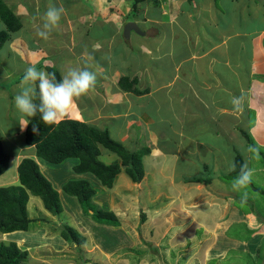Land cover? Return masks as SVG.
<instances>
[{
  "label": "crops",
  "instance_id": "1",
  "mask_svg": "<svg viewBox=\"0 0 264 264\" xmlns=\"http://www.w3.org/2000/svg\"><path fill=\"white\" fill-rule=\"evenodd\" d=\"M23 1L26 5L21 0H13L14 4L17 3L16 13L21 18L31 16L28 9H39L42 4L41 0ZM49 1L46 0V3ZM61 1L64 6L62 3L59 6L64 7L67 16L63 19L69 26L67 35L75 34L70 26H77L79 31L76 33L80 37L97 41L80 53L71 50L69 59L59 65L57 70L61 74L68 67L83 68L82 59L90 60L97 66L95 60L100 56L97 57L94 52L97 49H103L101 52L104 53L107 48L112 50L113 37L119 38L125 25L115 15L120 4L125 6L121 3L123 0H118L120 4L117 0ZM90 1L97 16L90 15L87 7L83 11L79 8L80 4ZM143 3L142 22L148 28L141 29L145 34L137 35L140 36L137 39L139 44L132 56H128V59L132 58V66H127L126 74L104 66L95 67L100 74L97 75L95 88L80 97L63 120H76L107 130L114 141L126 144L130 150L147 143L140 137L147 138L157 149L147 146L150 152L143 157L145 172L154 168L158 174L156 172L157 176H153L154 172L149 175L146 183L142 180L144 185L150 186L142 191L143 206L146 208L142 221L132 220L136 222V229L124 228L129 220L125 221L115 212L121 220L119 227L95 225L97 230L115 231L120 236L129 235L130 241L108 247L106 243H100L93 236L97 232L89 228L90 232L85 230H88L93 246L78 247L89 254L99 252L101 257L106 258V264H241L245 259L250 260L251 264H261L260 260L263 262L264 259L260 257L264 248L262 209L251 196H246L249 198L247 201L240 196L241 190L233 191L232 184L223 179V175L228 174L226 169L221 174L217 172L219 167L227 168L229 162L235 163L237 152L241 153L237 146L239 136L248 143L242 132L247 133L258 146L249 145L251 148L264 152V0H145ZM65 5L71 10L75 8L74 12L67 15ZM75 10L79 11L78 16ZM131 11L132 7L127 10L129 13ZM135 22L139 24L138 20ZM106 25L112 26L114 30L105 37L103 27ZM96 28L101 32L94 38L91 31ZM133 33L129 40L133 38ZM12 39L8 41L10 49L13 48ZM34 49L29 55L30 66L41 62L46 64L50 60L47 51L44 54ZM15 57L21 60L20 55ZM137 57L139 62L142 58V65L134 62ZM0 71V83L12 74L5 73L1 67ZM122 78L128 80L125 87L121 85ZM7 87L0 84L1 90L7 91ZM242 91L246 95L243 110L233 111L230 98L239 96ZM14 93L17 94V89ZM251 114H254L253 122ZM14 116L17 118L16 111ZM0 118L4 116L0 115ZM27 119L30 122L31 119ZM12 122L13 119L9 121ZM26 128L21 130L18 119L10 136L8 131L5 136H25ZM129 137L134 138L132 146L131 142L128 143ZM29 147L32 148L30 153L19 150L16 156H11L12 162L15 160V168L18 170L22 160L30 157L53 182L48 176L52 172L49 163L36 156L34 146ZM107 155H110L107 158L115 157L103 152L105 163ZM147 156L148 160H145ZM117 159L115 157L114 161ZM77 162H71L70 174H74L72 171ZM262 164L264 161L257 168L264 172ZM171 168L173 172L168 174ZM194 168L214 170L216 178L211 177L207 185L193 182V179L201 178L197 173H191V170H196ZM75 175L74 180L92 181L89 174ZM125 176L122 171L111 189L98 184L104 199L110 202V195L120 191L125 193L126 189L121 188L133 184ZM66 181L53 182L60 193ZM18 184L19 177L18 183L16 181ZM154 188L155 191L149 194L152 199L148 201L150 197L144 194ZM256 191L264 192V189ZM124 198L123 195L118 206H123ZM61 199L62 202L66 200L65 194H61ZM34 205L43 214V203L31 196L28 210ZM66 206L69 207L70 203ZM75 209L76 205L73 204L66 212L76 214ZM38 225L37 229H45L34 235L15 232L4 237L11 238L12 242L26 250L29 240L36 244L47 238L48 244V241L58 239L56 236L55 239L48 238L46 226ZM76 246L61 240L55 253H65ZM122 249L127 252H122ZM117 255L121 256L111 263Z\"/></svg>",
  "mask_w": 264,
  "mask_h": 264
},
{
  "label": "rangeland",
  "instance_id": "2",
  "mask_svg": "<svg viewBox=\"0 0 264 264\" xmlns=\"http://www.w3.org/2000/svg\"><path fill=\"white\" fill-rule=\"evenodd\" d=\"M129 1L130 0H128V1L123 0L121 2V3L125 4L124 7L122 6V4H120V1H118V0L116 1V2H118V4H120V6L122 8L119 6L120 9H117L118 14H115V15L117 16L119 21L123 22V24H125V25L121 31L120 37L119 38L113 37L112 41L114 44L112 46V50H108V48H107L106 52L104 53V52H101L103 49L101 51L99 49H97V51L94 52L95 55H97V57L100 56L98 58V60L97 59L95 60L97 66H95L94 62L91 63L90 60H83L82 59V66L88 67L89 70L95 71L97 73V75H100V74L95 67L99 68L101 66H104L106 69L109 68V69H113V70H118V71H121L123 74H126L125 70H126L127 66H132L131 65L132 58L128 59V56H132L131 54H133L135 52L134 48H136L138 46L139 42L137 41V39H140V36H137L138 34H136L134 32L133 38L129 41L126 40L124 38V28L127 26V24H130L133 22L136 23L135 21H137V20L139 21L138 26L140 29L148 28V25L146 23L142 22L143 18H142L141 8L143 7L144 3L141 2L137 5L138 9H140V10L136 11V10L132 9V11L129 13V12H127V10L131 9V7L133 8V2H129ZM5 2L8 6L14 8V9H15V7H17V3L14 4L13 0H5ZM21 2H23L24 5H26L23 0H21ZM41 3L42 4L39 6V9H28L32 13L31 16H28V15H26V17L22 16L23 28L21 29L20 33H18L16 35L17 39L15 38L16 36L13 37V39H12L13 43H11V45H13L12 46L13 48L12 49L9 48V42H8L0 50V63L3 64V65L0 64L1 69L4 70V72L7 74H8V72L12 73V74H10V77L8 76L6 81L0 83L1 86H3V87H7L9 85L7 87L8 88L7 91L0 89V115L4 116L3 119L0 118V135L3 137V141H4L3 145L5 148V153L10 157V161H9L10 165H9L8 171L2 176V178L0 177L1 178L0 179V184H1L0 187L15 186L16 181L18 183V177H19L18 170H17V167L15 168L16 163H15V160H14V162H12L11 156H16L19 150H22L21 151L22 153H30L32 151V148L27 146V144L25 143L24 134L17 135L16 138H8L7 136H5L7 131H8V136H10V134L12 133V130L14 128V123L16 122V125L18 123V119H19L18 113H17L18 119L15 118V116H14V111L17 112V110L15 108V104H14V97H15L14 90L17 89V93L19 92V87H18L19 81H20V79L24 73V70L28 66H30L29 55L32 54V52H31L32 49L35 48L34 49L35 51H36V49H39L44 54L47 51L50 54L49 55L50 60L48 61L49 63L47 62L46 64H43L41 62V63H38L35 65L38 69H43L45 71H49V69H59V65L64 64V62L69 59V56H71L70 55L71 50L75 51V53H77V50H78L80 53L83 49L90 48V45L94 41H97V40L93 41L92 39H90L88 37L85 38L84 36L80 37L77 34L79 31L77 26L76 27L70 26L72 32H75V34L70 35V33H69L67 35L68 31L66 29H68L69 26L67 25V21L63 19L65 17H67L65 13L62 15V18H61L62 21L60 20L61 21L60 25H58V27L55 28L51 32L50 37L47 41H44V40L40 39L39 37H37L36 36V29L38 26H40L42 24L43 14L46 12L49 5L52 4V5L59 7V4L62 3V5L64 6V4L61 0H50L48 2V4L46 3V0H44V2H43V0H41ZM86 4H84V3L80 4L79 8L83 11L87 7V10H89L87 12L90 15L97 16V13L94 10V6H93L92 2L90 1ZM127 6L130 8H128ZM65 8H66L67 15H69L72 11L74 12V9H75V8H72V10H71L70 7L67 5H65ZM75 14L78 16L79 11L75 10ZM3 28L5 29L6 27L2 22H0V31ZM103 28H104L103 32L106 33L105 37L108 33L109 34L113 33L111 31V30H114V28L112 26L108 27V25H106ZM76 31H77V33H76ZM100 32L101 31L98 28L93 29L91 31V36L96 38L100 34ZM105 43L108 44V42H106V41H105ZM10 50H12V52ZM97 52L98 53L100 52V53L98 54ZM111 53H113V54H111ZM14 54L20 55L21 60L18 59L17 57H15ZM34 61H35V59H34ZM134 62L137 64L139 62V58L137 57L136 61H134ZM138 64L142 65V58ZM0 72H2V71H0ZM16 82H17V84H16ZM8 119H9V121H11L13 119L14 122L9 123V121H6ZM16 119H17V121H16ZM250 119L253 122L254 114L250 115ZM17 128H19V127H17ZM126 131L129 134L131 133L128 130H126ZM164 134H166V133H164ZM8 139H10V140H8ZM140 139L145 140L147 143L142 144V146H140L138 149H140L141 147L145 148L147 146H150L153 149H155V148L157 149L156 145H153L151 143V141L147 140V138L140 137ZM122 141H124V140H122ZM136 141L138 143L137 139H136ZM130 142H131L130 146L134 145V144H132V143H134V138L129 137L128 143H130ZM175 142L176 141L174 139V143ZM147 144H149V145H147ZM124 145L127 146L126 144H124ZM237 146L241 150L242 156L244 157L248 167L252 171L251 182L248 183L244 188L241 189L240 196H243L244 193H246V196H251L253 201L254 200L256 201L257 206L262 209L261 215L264 216V192L258 193V191H256V189H259V190H260V188L264 189V172L260 168H257V167H260V164L263 162V156H261V154L259 152L255 151L253 148H251L252 146H249L248 143H246V141L241 136H239L237 139ZM24 155H26V154H24ZM108 156H110V155H107L104 158V160H106L107 163H111L112 161H114L115 157H117V155H115V157L113 159V157L107 158ZM25 158H30V157H25ZM249 158H251V160H249ZM211 159H212V157L210 158V161H211ZM145 160H148V156L145 158ZM72 161L73 160L70 159V160L63 162L62 164H59V165L48 164V167L52 171L48 174V176L54 180L53 182L62 183L63 181L67 180L62 185L63 188L69 181L74 180V178L76 176L74 171H72L74 174H70L69 169L71 168V164H72L71 162ZM149 162H151V160ZM146 163H148V162H146ZM262 165L264 167V164H262ZM172 169L173 168H171L168 171V174H171L173 172ZM194 169H196V170H191V173L193 175H196L195 173H197V175L199 177L204 178V179H209V178L211 179V177H214V173H215V172H213L214 170L213 171H204L203 168H194ZM224 169H226V168H224L223 166L219 167L218 168L219 171L217 173L218 174L223 173ZM153 170H154V168H152L151 170H149V169L146 170L144 178H143V181L145 183H146V180L148 179V177H150L149 175H152V173L155 172V174L153 176H157V174H158L157 170H154V171ZM156 172H157V174H156ZM42 173L46 177V179L51 181L44 174V172H42ZM199 173L201 175H199ZM124 175L128 176L125 172H124ZM128 177H126V178H128ZM145 177H146V179H145ZM90 178L92 180L91 181L92 182L91 183L92 188L97 191L96 197H95L96 199H94V198L92 199L94 206L99 207V208L106 210V211H113L117 215H120V217L123 218L125 221L129 220L128 221L129 223L127 222V224L126 223L124 224L125 226L123 225L124 228L129 227L132 230L136 229L135 228L136 222L138 220H139V222H140V220L142 221V217H144L143 212H145V210H146V208L143 206V204H144L143 199L144 198H142V191L144 189H146L147 187L149 188L150 185H144L142 182L139 184H136L133 182V184H131L129 187L124 185L121 189L122 190L126 189L125 193H123L121 191H120V193L115 192L116 193L115 195H113V196L110 195L111 199L109 198L110 202H108L107 199H104V194L102 192V189H98V186H99L98 184H100L99 180L95 176H92ZM215 178L216 177H214V179ZM128 179L132 182L130 177ZM226 182L232 184L233 181H232V179L231 180L229 179ZM231 184H228V185H231ZM53 185H54V183H53ZM54 187H55V185H54ZM254 187H255V189H254ZM63 191L61 188V194L63 193L66 196V200H64L62 202L63 208L65 209V212L69 210V207L71 205L75 204L76 205V209H75L76 214H74V213L71 214L70 212H68V214L63 215V216H58L56 218L55 217H49L50 222H48V223H44V222L39 223L40 225L46 226V229H47V235L46 236H49L48 238L53 237V239H55L56 237H58V239L48 241V244L46 243L47 238H43L40 242H38L36 244H34V242L29 240L28 244H27V246H28L27 251L29 252V256H30L29 261L31 262V264H77V263L78 264H106V262H107L106 258L101 257L99 252L94 251V254L93 253L89 254L85 251V249L82 250L78 246H76L75 248L73 247V250L66 251L65 253H59V252L55 253V250L59 249V242L61 240L63 242L66 241L63 237H61L62 226L66 225V224L74 227L81 234H84L82 232H85L87 234V235L84 234L88 238V239L86 238V243L84 244L85 248L89 247V246L90 247L93 246L91 238L88 235L89 233H87L88 230L90 232L91 229H92V231L97 232L93 236L95 238H97L100 243H103V242H104V244L106 243V246H108V247L114 246L115 243L120 244V243L128 242L131 240V237L129 235L120 236V234L115 232V231L97 230L96 226H99L101 224L95 222L91 215L86 214L87 213L86 205L82 206L79 203V200H77V202H76L75 196H72V195L68 194V192L66 193L65 191L64 192ZM154 191H155V188L149 189V191L146 194H144V195L150 197V198H148V201H150V199H152V196L149 194H152ZM204 192H205V190H203V193ZM123 195L125 197L123 200L124 204L122 207H120V206H118L119 205L118 201L121 199V197H123ZM254 198H256V199H254ZM246 199H247V201L249 200V198H246ZM68 203H70L69 207L66 206ZM159 204H160V202H159ZM243 207L247 209V207L245 205H243ZM147 209H149V208H147ZM29 214H31L30 218H35V220H34V223L31 224V227L29 228L28 232L33 234V233H36L39 231H43L45 229L43 227L41 229H37V227L39 226L37 223V221H38L37 216H41V215L39 214L35 205L30 208ZM43 214L46 215L45 212H43ZM138 216H140V217H138ZM132 220H136V222L133 223ZM117 227H119V226H117ZM89 228H91V229H89ZM113 228H116V226H114ZM85 229H88V230H85ZM115 233H117L119 236L116 235ZM21 234L24 235V234H27V232H23ZM46 236L44 235V237H46ZM121 237H122V242H121ZM28 238L29 237H25V239H28ZM1 242L10 243V242H12V240H11V238H7L4 236L2 237L0 235V243ZM55 243H57L58 245ZM68 243H70V242H68ZM70 244H73V243H70ZM124 249H122V252H127ZM29 250H31V251H29ZM137 251H136V253H137ZM108 256H110V254ZM120 256L121 255H117L116 257H114L115 260H111V263L115 262L116 259H118ZM260 257H262V258L264 257V248L260 252ZM102 258H104V260ZM254 258H256V257H254ZM247 260L248 259H245L241 264H251V261L250 260L247 261ZM43 261H47V262L45 263ZM95 262H97V263H95ZM260 262H261V264H263L264 259H263V262L261 260H260Z\"/></svg>",
  "mask_w": 264,
  "mask_h": 264
},
{
  "label": "trees",
  "instance_id": "3",
  "mask_svg": "<svg viewBox=\"0 0 264 264\" xmlns=\"http://www.w3.org/2000/svg\"><path fill=\"white\" fill-rule=\"evenodd\" d=\"M144 1L135 0L132 9L138 11L137 5ZM0 22L6 27L0 31L1 50L12 37L20 33L23 22L21 16L17 15L16 9L8 6L5 0H0ZM48 72H55L57 79H60L61 74L57 69H49ZM127 81L126 78H122L121 85L125 87L124 84ZM36 102H39L38 99ZM33 124L39 125V135L33 133ZM242 134L248 145L252 144L254 147H258L247 133L242 132ZM25 143L34 146L36 156L49 164L59 165L70 159L78 161L73 168L75 174L95 176L100 185L108 189L114 187L116 179L122 171L134 183L142 182L145 175L143 157L150 152L148 147L130 150L124 144L114 141L107 130L76 120L65 119L58 124L45 125L40 119L39 113L31 118L25 130ZM256 151L263 156L264 161V152ZM103 152L117 155L118 159L107 164L102 159ZM9 161L10 157L5 153L3 140L0 137V177L8 171ZM244 163H246L244 157L237 152L235 171L224 174L223 179L226 181L232 179L233 181L240 166ZM18 174V185L0 187V234L29 230L32 220L29 215L28 202L31 195L41 198L45 209L53 215L59 216L63 212L59 193L43 175L34 159H23L18 167ZM210 180V178L206 180L196 178L192 181L207 185ZM63 190L75 196L82 206L86 205V214L91 215L95 222L108 226L121 225V220L113 211H106L94 206L92 199L97 191L92 188L90 181L86 179L71 180ZM40 220L46 222L44 218ZM61 237L78 246L86 243V238L68 224L62 226ZM29 257V252L22 250L15 242L0 243V264H31Z\"/></svg>",
  "mask_w": 264,
  "mask_h": 264
},
{
  "label": "clouds",
  "instance_id": "4",
  "mask_svg": "<svg viewBox=\"0 0 264 264\" xmlns=\"http://www.w3.org/2000/svg\"><path fill=\"white\" fill-rule=\"evenodd\" d=\"M64 12L65 9L62 5L57 7L50 4L46 12L43 14L42 24L36 29V36L44 41H47L50 37L51 32L58 27ZM96 82L97 73L95 71L89 70L88 67H68L61 73L60 79H57V75L55 72H48L43 69H38L34 64L28 66L24 70V73L19 81V92L14 97V104L19 115V124L21 125V130H24L28 126L29 121L27 118L35 117L37 113H39L40 119L45 125H54L60 123L66 116L69 115L76 101L95 88ZM37 99L39 101L38 103L36 102ZM245 102L246 95L243 91L239 96H233L230 98L232 110L236 112L243 110ZM32 131L34 134L39 135V125L33 124ZM235 169V163L229 162L226 168V172L231 173L235 171ZM251 178V169L248 167L247 163L242 164L240 166L239 172L233 178V182L231 185L233 191L239 192L242 188H244L248 183L251 182ZM53 188L59 193V197L62 203L61 193L54 187V185ZM245 197L246 193L243 194L242 198ZM35 198H37L38 200L40 199V201L43 203L41 198ZM76 200L78 199L76 198ZM43 209L46 215H43L39 212L41 216H37V223L44 222L40 220L43 218L46 221L44 223H48L50 222L49 217H58L47 211L45 209L44 203ZM66 214L68 213L65 212V209L63 208V212L59 216H63ZM30 219L32 220L31 224L34 223L35 218ZM0 235L2 237L5 236V234ZM22 250L27 251L26 249Z\"/></svg>",
  "mask_w": 264,
  "mask_h": 264
},
{
  "label": "water",
  "instance_id": "5",
  "mask_svg": "<svg viewBox=\"0 0 264 264\" xmlns=\"http://www.w3.org/2000/svg\"><path fill=\"white\" fill-rule=\"evenodd\" d=\"M132 32H135L136 34H139V35H144L145 33L142 32V30L139 28L138 24L137 23H130V24H127V26L124 28V38L126 40H129L130 37H131V33Z\"/></svg>",
  "mask_w": 264,
  "mask_h": 264
}]
</instances>
